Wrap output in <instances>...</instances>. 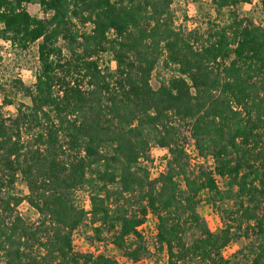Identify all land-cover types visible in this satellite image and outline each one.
Listing matches in <instances>:
<instances>
[{
	"label": "trees",
	"instance_id": "obj_1",
	"mask_svg": "<svg viewBox=\"0 0 264 264\" xmlns=\"http://www.w3.org/2000/svg\"><path fill=\"white\" fill-rule=\"evenodd\" d=\"M249 2L212 0L226 20L184 33L172 0H0V41L36 44L39 64L33 84L15 82L29 103L8 118L0 105V263L118 264L74 250L81 227L137 262L151 212L168 264H264V26L235 10ZM152 147L167 152L154 179L140 167ZM23 202L35 222L19 215ZM231 242L244 245L225 257Z\"/></svg>",
	"mask_w": 264,
	"mask_h": 264
},
{
	"label": "rangeland",
	"instance_id": "obj_2",
	"mask_svg": "<svg viewBox=\"0 0 264 264\" xmlns=\"http://www.w3.org/2000/svg\"><path fill=\"white\" fill-rule=\"evenodd\" d=\"M25 7L31 16L38 18L41 16L38 5L27 4ZM171 9L175 17L176 27H179L184 33L193 31L205 33L211 22L222 23L226 20V11L219 18H216L212 0H172ZM235 10L240 18L247 19L254 25L264 26V0H250L247 4L238 5ZM36 50V44L22 50L16 45L8 44L7 41H0V105L1 112L6 118L16 115V107L19 103H29V99L24 97L18 90L17 87L19 86L15 82L19 81L23 85L34 83L39 65ZM100 60L102 68L107 67L110 71L113 70L114 64L111 62L110 56L104 55ZM165 74L166 71L160 66L156 69L150 80L153 88L158 86L159 80ZM5 99L10 100L12 104L7 105L4 102ZM188 150L190 152L189 159L193 163L197 160L196 155L190 147ZM166 156V150L152 147L148 159L140 160V167L154 169L153 163H156V166L160 165L159 162L166 160ZM207 163L210 164V160ZM15 191L20 196L27 194V189L20 180L15 185ZM74 200L80 207L86 211L89 210L88 195L85 191H77L74 194ZM17 210L25 220L29 222L36 221L37 214L25 202L21 203ZM197 210L212 232H217L222 227L218 215L209 205L202 202ZM89 237H93L90 230H86L84 227L79 228L72 237L74 250L94 254L99 252L114 259L118 264H134V262L127 261L124 258L122 252L112 244L108 236H102L101 241H91ZM243 245L244 243L241 242H231L224 250L225 257H233ZM147 247L146 254L137 261L138 264H165L167 262L165 251L159 249L158 243L154 242L152 237L149 238Z\"/></svg>",
	"mask_w": 264,
	"mask_h": 264
},
{
	"label": "built area",
	"instance_id": "obj_3",
	"mask_svg": "<svg viewBox=\"0 0 264 264\" xmlns=\"http://www.w3.org/2000/svg\"><path fill=\"white\" fill-rule=\"evenodd\" d=\"M7 43L9 44L10 42L7 41ZM187 152L190 154L188 149H187ZM165 161L166 160H161L159 162L160 165H158V166H156V163H153L154 169H148L150 179L156 178L159 175V173L163 172V170L165 169ZM137 231L141 235V237L143 238L144 245H145L146 249L148 250L147 245H148V241H149L150 237H152L154 242L157 243V239H156V236H157V220H156V217L151 212H148L145 215V217L143 218L142 223L137 227ZM97 254H99V252ZM166 261H167V258H166ZM134 264H138V262H134ZM165 264H168V262H165Z\"/></svg>",
	"mask_w": 264,
	"mask_h": 264
}]
</instances>
